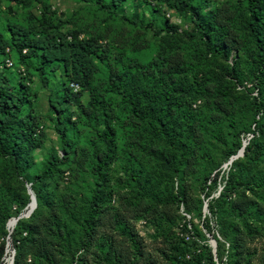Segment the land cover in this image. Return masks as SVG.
<instances>
[{
  "label": "rangeland",
  "instance_id": "1",
  "mask_svg": "<svg viewBox=\"0 0 264 264\" xmlns=\"http://www.w3.org/2000/svg\"><path fill=\"white\" fill-rule=\"evenodd\" d=\"M242 3L244 0H190L185 10H177L157 0H124L116 8L109 0H28L26 4L0 0V34L7 41L10 38L8 24L30 27L37 32L43 30L44 20H47L52 31L62 33L68 39L72 35L78 39L92 38L107 52V58L99 63L93 85L103 98L110 101L116 114L111 124L115 133L113 158L102 170L111 199L100 217L97 238L79 264H115L118 261L130 264L133 247L122 234L126 223L132 225L142 242L143 256L135 264H168L163 251L186 236L188 239L184 241L188 242L191 252L207 246L214 255V264H219L217 243L212 236H218L217 230L205 227L207 219L214 227L208 203L219 196L230 171V165L225 167L230 160H226L227 148L236 140H240L244 146L248 145L252 138L249 131L253 130V118L260 116L254 115L252 97L257 95V90L245 62L240 66L239 85L230 78L226 66L235 57L243 58L242 45L248 46L238 28L237 13ZM221 8L230 11L233 37L239 45V51L230 50L227 61L220 54L209 53L199 34L192 35L196 28L195 9H199L200 14H217ZM170 26L176 29L177 34L168 37L165 30ZM6 53L0 55V65L3 66L7 58L11 60L13 65L5 68V71L14 85L22 80L21 74L25 71V80L22 81L28 82L31 101L27 110L36 118L43 134L42 146L32 151L33 165L26 172L31 180L36 171L46 166V157L52 152L61 153L62 142L54 128V113L48 97L54 91H63L65 77L60 68L52 70L46 66L43 73L36 71L34 67L39 63L38 59H25L22 62L16 51L6 49ZM173 60L184 65V72L177 74L178 80L173 82L174 87L170 92L176 93L177 100L170 95L164 103L171 111L166 117L168 138L164 139L163 135L156 134L147 125L146 120H139L118 95L108 91L107 75L113 70L123 69L122 66L129 61H139L145 67L153 66L148 67L149 71L155 67L166 71V62ZM28 63H31V67H27ZM200 74L214 76V80L208 82V87L225 85L231 88L232 95L223 101L222 110H218L217 105L221 96L211 88L206 94H197L198 89L189 86L194 83V76ZM186 80L184 90H178V84ZM79 99L82 105H87L88 92H83ZM186 104L191 105L188 115L185 114ZM66 114L70 116V123H66V135L73 141L72 154L57 166L48 189H40L47 191L50 199L55 194L52 198L54 204L60 202L62 195L79 194L83 199L75 201L77 204L74 206L79 211V208H86L85 202L94 188L95 175L91 166L97 156H103L104 144L99 133L104 129L105 122L100 113H94L89 118H77L78 112L72 103H67ZM230 119L236 121L234 127H231ZM171 127L175 132L170 130ZM178 145L180 148H176ZM181 149L186 152L180 155L182 164L176 173L161 166L160 158L167 156H171L176 164ZM237 165L250 175L264 176V160L243 158ZM9 167L8 159L0 158V186L5 183ZM132 169L141 180H148V186L152 187V191H148L149 198L137 189L131 176ZM216 172L219 176L213 186L205 178L207 175L212 177ZM9 183L21 193L29 195L28 189L33 193L32 183H22L21 178L13 177ZM237 194L238 191L232 194V198ZM177 195L181 198H177ZM246 195L253 202L259 201L248 191ZM238 201L244 211L254 209L253 204ZM26 207L18 215L24 213ZM29 208H32V204ZM17 210L18 206L13 204L11 212L15 214ZM259 217L263 218V215ZM12 220L7 222L9 228L14 229L15 222L10 225ZM10 234L8 232L9 238L6 235L0 239L5 243L0 264H8L11 257L14 258ZM220 241L223 242L221 237ZM227 248L228 244L225 243ZM244 251L248 253L250 264H264V235L260 233L245 242ZM225 254L222 257L224 262ZM55 255L61 256L59 252ZM27 262L30 263L29 260ZM200 264L207 262L202 259Z\"/></svg>",
  "mask_w": 264,
  "mask_h": 264
},
{
  "label": "trees",
  "instance_id": "2",
  "mask_svg": "<svg viewBox=\"0 0 264 264\" xmlns=\"http://www.w3.org/2000/svg\"><path fill=\"white\" fill-rule=\"evenodd\" d=\"M16 4H26L28 0H10ZM40 2V0H37ZM124 0H109L113 7H117ZM170 9L185 10L190 0H157ZM195 9L194 24L196 26L193 36L199 34L211 54H220L227 61L230 50H237V42L233 35V25L230 11L226 8L216 14L211 12L200 14ZM238 28L246 38V44L242 45L243 58L235 57L232 63H227L228 75L239 85L240 66L245 62L246 69L253 76V85L257 95L252 97L254 115L253 130L249 131L252 138L249 144L244 146L243 155L233 159L229 164L230 171L226 182L216 199L208 203L211 220L207 219L205 227L210 230H217V235L212 234L217 243V257L219 264H250L248 253L244 251V243L252 240L256 235H264V176L250 175L248 171L237 164L243 159L264 160V0H244L241 9L237 13ZM42 31L34 32L33 28L23 27L15 24H8L10 32L9 40H5L0 34V55H6V49L17 52L20 60L38 59L39 63L34 69L43 73L46 66L52 70L60 68L65 77L62 82V92L50 93L48 102L53 110L54 128L59 133L62 142L61 153L52 152L46 157V166L34 173L33 179H28L27 171L33 163L31 153L42 146L43 134L36 122V118L27 110L30 101V92L23 71L22 80L14 85L6 71L5 61L0 65V158H7L10 162L6 170L5 183L0 186V239L8 235L7 221L24 209L30 202V195L21 193L9 183L13 177L21 178L22 183H32L31 189L35 196L36 207L27 218H20L14 225L10 234L12 247L15 251L12 264H79L82 256L86 254L93 242H95L101 215L110 202L111 193L105 184L106 175L102 172L113 158L114 129L111 127L116 114L111 107L110 101L103 98L93 85L95 76L99 71V63L107 58V52L92 39H78L76 35L67 38L66 35L52 31L48 21L44 20ZM166 25V23H165ZM167 26V25H166ZM162 30V29H161ZM166 35L177 34L174 27H166ZM25 50V52H23ZM164 56L161 57L163 59ZM167 70L160 71L158 67L149 71L139 61H129L123 69L113 70L108 73V91L118 95L121 101L131 108L139 120H146L147 125L156 134L168 138L166 117L170 109L165 105L168 96L172 95L175 100L176 93L171 94L174 81L178 80L177 74L184 72L181 62L176 60L167 61ZM13 65V63H12ZM31 67V63L27 67ZM168 75V76H167ZM194 76V85L190 87L198 89L197 94H206L211 88L220 95L221 101L217 103L218 110H222L223 101L232 95L230 87H208V82L214 80L212 74H200ZM177 79H176V78ZM187 80L178 84V90H184ZM72 85L77 89L73 92ZM220 86V85H218ZM234 88V87H232ZM87 91L89 101L82 105L80 96ZM223 98V99H222ZM67 103H72L78 112L77 118H89L94 113H100L104 120V129L99 133L103 144V156H97L91 166L95 175L94 188L90 191L89 200L85 202L86 208L81 210L74 208L76 202L82 201L79 194L62 195L59 203L54 204L40 187L48 189L52 175L57 171V166L63 164L72 154L73 141L67 138L66 123H70V116L66 114ZM196 106V105H193ZM185 114H190L191 105L184 106ZM155 123L158 124L155 127ZM231 127L236 125L234 119H230ZM170 130L175 132L171 127ZM169 142V141H168ZM171 145H173L171 143ZM243 146L240 140L233 141L226 150V160L235 156ZM253 147V148H251ZM180 148V145L176 146ZM186 151L181 149L178 161L174 164L171 156L160 158L165 169L176 173L182 164V158ZM252 153V155H250ZM228 165V166H229ZM131 176L135 181L137 189L148 197V180H141L134 169ZM219 173L212 177L206 176V180L215 185ZM39 186V187H36ZM208 187V186H207ZM210 187V186H209ZM260 189V190H259ZM232 198V194L237 193ZM246 191L257 196L259 201L253 202L248 199ZM177 198H181L177 195ZM227 198H230L229 201ZM243 204H253L254 209L244 211ZM76 201V202H75ZM18 206L13 214L12 205ZM263 215V218L259 216ZM235 218V219H234ZM234 219V220H233ZM130 223H126L122 234L133 247V255L130 264H135L143 256L142 242L137 237ZM25 234V235H23ZM198 236V234H195ZM220 237L223 242L220 241ZM185 239V238H184ZM183 238L181 242L173 243L163 256L168 264H200L204 259L207 264H214V255L207 246L203 249L191 252L188 242ZM225 243L228 248L225 249ZM5 243L0 242V254L5 251ZM220 249V251H219ZM226 250V251H225ZM59 252V257L55 253ZM225 254V262L223 256ZM30 261L28 263L27 261ZM68 260V262L66 261ZM115 264H122L121 261Z\"/></svg>",
  "mask_w": 264,
  "mask_h": 264
},
{
  "label": "water",
  "instance_id": "3",
  "mask_svg": "<svg viewBox=\"0 0 264 264\" xmlns=\"http://www.w3.org/2000/svg\"><path fill=\"white\" fill-rule=\"evenodd\" d=\"M243 149H244V145L241 147V149L238 151V153L235 156H233L232 158H230V160L225 164V167H227L233 161V159H236L237 157H241L242 154H243ZM28 193L30 195V202H29V204L26 207V211L24 213L19 214L17 217L11 218V219L14 220L15 223L20 218L29 217V215L32 213L33 209L36 206L35 197H34V195H33V193L31 192L30 189H28ZM31 204H32V208L29 209V210H27L28 206L31 205ZM8 222H7L6 226H7L8 232L10 234L13 228H11V229L8 228ZM8 238H9V235H8ZM12 262H13V256L9 260V263L8 264H12Z\"/></svg>",
  "mask_w": 264,
  "mask_h": 264
},
{
  "label": "built area",
  "instance_id": "4",
  "mask_svg": "<svg viewBox=\"0 0 264 264\" xmlns=\"http://www.w3.org/2000/svg\"><path fill=\"white\" fill-rule=\"evenodd\" d=\"M23 52H25V50H23ZM5 66H6V67H11V66H12V62H11L10 59L7 58V59L5 60ZM72 87L74 88V90L77 89V86H76V85H72ZM185 238L188 239L187 236H186Z\"/></svg>",
  "mask_w": 264,
  "mask_h": 264
},
{
  "label": "bare ground",
  "instance_id": "5",
  "mask_svg": "<svg viewBox=\"0 0 264 264\" xmlns=\"http://www.w3.org/2000/svg\"><path fill=\"white\" fill-rule=\"evenodd\" d=\"M29 206H30V205H29ZM29 209H31V208H29ZM29 209L27 208V210H29ZM13 222H14V220L11 221L10 225H12ZM15 224H16V223H15ZM8 228H9V226H8ZM12 228H13V227H12ZM9 229H11V228H9Z\"/></svg>",
  "mask_w": 264,
  "mask_h": 264
}]
</instances>
